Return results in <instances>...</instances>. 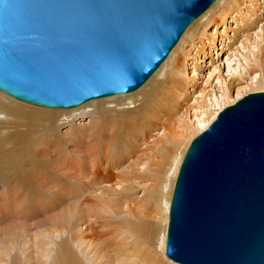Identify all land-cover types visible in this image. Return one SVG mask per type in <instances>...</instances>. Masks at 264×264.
<instances>
[{"label":"water","instance_id":"95a60500","mask_svg":"<svg viewBox=\"0 0 264 264\" xmlns=\"http://www.w3.org/2000/svg\"><path fill=\"white\" fill-rule=\"evenodd\" d=\"M215 0H0V91L69 108L138 88ZM176 264H264V91L188 143L167 211Z\"/></svg>","mask_w":264,"mask_h":264},{"label":"bare ground","instance_id":"6f19581e","mask_svg":"<svg viewBox=\"0 0 264 264\" xmlns=\"http://www.w3.org/2000/svg\"><path fill=\"white\" fill-rule=\"evenodd\" d=\"M219 1L220 0H215L213 2L215 3L214 5H216ZM247 1L241 0V2L245 3L243 7L239 6L240 0H235L234 2H230L226 7L224 6L225 8L221 12H219L216 16L217 18L214 19V25L217 26L221 23L224 24L226 20L225 16L233 10L232 14H234L233 20L235 26L231 28L232 34H236L237 31L240 30V26H243L244 24L246 26L242 29V31H246L250 25L258 22V16H260V13L258 14V10L263 8L262 12H264V1L261 2L262 4L258 3L257 10H254L255 7L251 0H249L248 2ZM209 7L206 9L205 12L203 11L198 17H196L197 19L195 18L193 23L196 24L208 13H210L213 6L210 8ZM212 18L213 17H211V15H208L205 25L207 22L212 21L210 20ZM193 23L191 25L188 24L189 26L187 25L188 27L184 29L183 33L176 41V43L178 41L179 42L177 44L174 43L173 47L175 46V44L176 46L174 48L172 47L173 49L171 48V52L169 51L166 55V57L168 56V58L165 57L166 60L164 58V60L159 64V66L154 70V72L144 81H152V79L157 75V73L161 72L162 70H165L166 72V66H169L168 68L170 70L168 71V74L167 72L166 74H164L166 75V79L164 81H161L162 85L167 82L165 88L160 87V84H155L156 86L152 89H149L150 91L147 92L146 96H143L140 103H137L138 99H136L135 95H138L140 93V89L138 88L142 86L144 82L138 88H136L138 90L135 89L136 91L133 90L128 93H119L105 97L89 99L87 100V102L85 101L77 106L69 108H56L33 105L15 99L7 95L3 91H0V186H2V190L0 191V212H4L0 219L7 218L8 216H10L12 219V223L14 225H17V222L19 221V215L22 211H35L34 208L38 207V209L42 211V214H45V210L56 209L60 205L64 204L62 196H64L65 194L63 190L65 189V186L68 187V191H65L67 192V195H69L70 197L77 195V197L74 198V200H77L75 201V203L71 202L73 199H68V201L66 202V204H70L71 202L72 205L70 206V208L76 210H70L68 212H64L63 214H54L53 217L45 220L48 222V228L45 232L41 233L40 238L32 239V241L35 242L34 245L37 247L35 258L38 264H82L79 263L78 257L75 258L74 252L72 254L73 256L70 254L72 257L68 255V253H70V251L68 250H71L72 253L73 249L71 246L73 245V243H77L78 239L82 238L79 236L83 233V231H93L97 233L93 230V228H97L96 226L99 223V219H111L116 217L117 215L114 211L115 207L122 208L123 206H125V211H122L121 213H125L129 216L134 217L135 221L137 219H140L141 215H143V219L148 216L145 211L143 212V214L141 210L135 212L130 206L131 203H138L136 198L130 199L129 201H126L125 198H123V200L120 198L121 200H119V197L117 198V196H119L120 191H117L115 189L114 191L116 192V196H110V192L113 191V187L116 185V183L119 182H114V185V180L111 177L115 175H112V172L110 171V167H112L110 166V157L114 152L112 150V146L115 138L118 135L123 134V136L121 137L123 138L122 148L125 153H122L125 154L124 156L126 157L130 156V151L133 145L138 141H142V137H144L146 133H151V135L148 136L150 137L158 132H155V130H161V132H165L166 124H170V119L168 122L169 117L172 118L171 120L173 124V117L175 116L174 110L177 109V105H179V99L181 95H185V93L188 94V89L186 85L188 81L191 82V80L188 79H191L192 77H194V75H196V70L198 69V65L196 63L198 62V60H201L198 55L204 54L205 43L201 39H198V46L196 47L195 53L191 57L193 58L194 65L191 69V76H189L190 78L186 75V69L184 64V57L186 51L182 52V56L180 57L175 58L172 56L174 51H176V49L180 47L179 44L183 42L184 37L188 35L189 32L193 29L190 27L193 25ZM225 25L227 26V23H225ZM261 31L263 30L261 29ZM190 34L192 35L194 33ZM226 35L227 31L225 27L221 37L224 38L225 36L227 38L228 36ZM206 39L205 42L207 43L208 48L211 49L214 45V40L209 35L206 36ZM245 43L246 42L243 41L240 43V47L242 49L244 47H247V45H244ZM247 59H249V56ZM247 61L252 62L256 66L258 65L257 59H254L252 61L249 59ZM218 70L219 67L214 66L212 73H219ZM212 73H210L209 76H211ZM194 81L195 79H193V82H191V91H193V89L195 88L194 86H196V83H194ZM250 81L254 82V87L264 85V73L256 72L255 74H253V76L250 77ZM203 91L198 92V94L193 99V102L198 104V108H195L197 114H194V119L192 121L188 120V122L185 123L187 127H182V130H186V133L181 135L177 132L172 133L170 136H168V139L170 141L166 144H163L158 151L159 155H163L164 153H167L169 149L171 150V148L169 147L176 141H179V139L180 141L181 139L185 141L184 142L182 140L184 142V147L182 145V151H178L175 154L169 156L168 153L163 155V157H166V155L168 156V165L164 173V179L161 181L160 185L156 184L158 185L159 192L161 191V193L158 192V195L160 194L158 197V202L160 205L159 211H161V220L158 219V221L161 223L163 222V227L161 228V230L157 231V226L154 224L155 226L150 225L149 230H146L149 236L148 240H150V242H148V245L153 246V241L155 240V248H158L160 250L159 255H161L170 264L176 263L172 262L164 255L167 211L172 190L171 188L170 192L168 193V188L171 184L173 185L179 162L192 137H194L196 134L205 129L206 126L214 119L217 112L223 108V105H219L216 102L217 100H219L220 97H222V95L212 96L210 94L209 96L211 97L213 102L210 103V105L208 104L207 106L203 104L202 102L205 101L204 88ZM240 97L241 96L236 95V97L232 101L234 102ZM13 102H16L18 105L13 106ZM91 104L96 106V109H90L89 105ZM105 105L107 106L101 109V107ZM212 105L218 107H216L215 110H211L210 106ZM24 108L36 109L37 111H39V114L41 116L40 118L42 119L44 114L45 118L44 122L42 121L43 125L40 128V125L33 126L29 122L25 123L24 126H27L29 128V130L24 131L26 132L25 135L21 136L16 134L14 136V138L18 139L12 151V155L15 158L11 160L4 159V156L11 152L10 148H6V146L9 145L7 143L8 134H10L9 130L16 122H18L19 118L21 119L26 114ZM109 111L110 114L113 113L110 119H108L106 115ZM40 112H42L43 114ZM84 112L88 113L90 116L93 117V119H90V121L88 122L89 127L82 126L80 129L75 130L72 126V129L68 134V137L74 139L73 141L76 143V150H74V153L76 152V155L72 154L70 156L71 158H58L57 160H54L52 162V165H54V170L51 173V167L47 162L46 156L51 159L50 153H54L59 148L55 147V145L57 144L55 139L56 128H58L64 123L72 121L75 117L82 115ZM136 122H138V125H136ZM39 129L40 131H42L41 133L47 132L46 137L48 138V140L45 139V147H47V149L39 148L41 145L44 144L43 140L41 141V138L37 136L41 135ZM131 132L133 133V135H131ZM84 133L87 134L88 141L86 144H84V150H82L83 143L81 144V140H84L86 138V135L84 136ZM25 138L26 141L20 142L18 144L20 140ZM97 138H101V141L100 139L97 140ZM145 139V141L147 142L148 138L146 137ZM80 144L81 148H79ZM53 147H55L56 149L54 151H50V149ZM43 149H45V151ZM61 151L59 150V152ZM65 153L66 152H64V154ZM64 156L66 157V155ZM117 156L121 155L118 154ZM113 159L115 161V157H113ZM114 161L111 162L115 164L116 161ZM32 170L34 172H31ZM139 171L135 173L134 178L132 177L135 182L127 183L125 182V180L120 179L121 181L119 184H124V187H121L122 190L132 189L140 185V182L136 181L135 179L137 178L138 180V178L140 179L143 176ZM137 174H139L140 176L136 177ZM110 177L113 180L112 182H110ZM157 177L159 176L157 175ZM156 180L158 181V178H156ZM170 180H172L173 182L171 183ZM111 183H113V186L110 187ZM152 188L154 189V186ZM152 192H154V190ZM155 194H157V192H154V197H151L155 198ZM149 199L150 198H148V200ZM159 211L156 212V214L159 213ZM82 218L84 220L83 223H86L84 227H80L78 223ZM131 220L129 221L128 219L126 221L125 218V224L129 221L128 225H131L133 221ZM115 221H117V218ZM135 221L133 223H136V225H139L141 223H137ZM113 222L112 224H114ZM104 224L106 225L107 221ZM121 224L123 225V223ZM100 225L101 221L98 226ZM141 225L142 224H140L139 228L141 227ZM105 227H109L111 229V226H109L108 224ZM126 227L128 228L129 231H127L130 233V235L133 234L132 227L131 229L128 226ZM16 228L17 227H15V229ZM6 229L7 232L5 234L8 235V237H5L2 241L0 264H30L28 258L23 255L22 252L16 253L13 251L15 247L16 237L10 226ZM119 229H121V227H119ZM123 229H121V231H126ZM107 232H109L107 231V229L105 233L102 230L100 231L102 236L109 235L107 234ZM64 234H66V238H62ZM136 234L138 235V233ZM101 235L98 236L102 237ZM143 236H145L144 233ZM119 245L120 244H118V246ZM124 246L122 245L121 250H125L123 249ZM68 247L71 249H68ZM149 250L153 251L151 250V248ZM118 261L119 264H124L121 259H119Z\"/></svg>","mask_w":264,"mask_h":264},{"label":"rangeland","instance_id":"374dc122","mask_svg":"<svg viewBox=\"0 0 264 264\" xmlns=\"http://www.w3.org/2000/svg\"><path fill=\"white\" fill-rule=\"evenodd\" d=\"M234 1L235 0H220L219 1L220 3L218 2L219 4L217 3L216 5H214L215 3H213L210 6V7L213 6L210 13H208L205 17H203L196 24L193 23L195 20L194 19L189 24V25H191L193 23V25L190 26L193 29L189 32L188 35H186L184 37L183 42L179 44L180 47L177 48L176 51H174V53L172 54V56L176 58V57L182 56V52L186 51L185 57H184V60H185L184 64H185V69H186V75L189 77V76H191V69L194 65L193 58H191V57L195 53L196 47L198 46L197 45L198 39H201L205 43L204 54L198 55L201 60H198V62L196 63L198 65V69L196 70V75H194V77H192L191 79H188V80H191V82H193V79H195L194 83H196V86H194L195 88L193 89V91H191L192 90L191 82L187 80L188 83L186 86L188 89V91H187L188 94L185 93V95L184 94L181 95V97L179 99L180 100L179 105H177V109H175L176 111L174 110L175 116L173 117V124L175 126L172 124V120H171L172 118L169 117L168 122L170 119V124L167 123L165 126V129H166L165 132L166 133L161 132V130H155V132H157V131L158 132L155 133V135L150 136V137H148V136L151 135V133L150 134H149V132L146 133V135L144 137L148 138L147 142L145 141L146 139L144 137H142L145 142L142 140V141H138L137 143H135L133 145L131 151H130V156H127V157L124 156L125 154L122 153V152H124L123 148H122L123 138H121L123 136V134L118 135L114 140V143L112 146V150L114 152L111 155L110 159H111V161H114L113 157H115L116 162L114 161L115 162V164H114L110 161V163H111L110 166H112V167H110V169H111L110 171L112 172V175L115 174L116 176L115 175L111 176L114 181L110 177V180H111L110 182H112V181H113V183L118 182V181L119 182L116 183V185L114 183L115 186L113 187V191L110 192V196H112V197L116 196V192L114 191V189H115L117 191H120L119 196H117V198L119 197L118 198L119 200H121V199L123 200V198H125L126 201H129L130 199L136 198L138 203H136V204L131 203L130 206L133 208V210L135 212H137L138 210H141L142 214H143V212L145 211L148 216L143 219V215H141V218L137 219L135 221L134 217L129 216L125 213H121L122 211L123 212L125 211V206H123L122 208L121 207H115L114 211L116 212L117 216L114 218H111L112 220L114 219L113 220L114 222L111 219H105V218L102 219L101 218L102 220L99 219V221H98L99 223L96 226L97 228H93L94 231H96L97 233L99 232L98 235H101V233H100L101 230L105 233V231L107 229V231H109V232H107V234H109V235H106V236L101 235L102 237H99L97 235V233H95L93 231H90V232L83 231V233L79 236L82 238L78 239L77 243L75 242L76 244L73 243V245L71 246L73 249L72 253H71V250H68V251H70V253H68V255H70V254L72 255L73 252L75 253L74 256H75V258L78 257L79 263H82V264H119L118 260L121 259L124 264H170L161 255H159L160 250L158 248H155L156 247L155 246V240L153 241L154 242L153 246L148 245L149 244L148 242H150V240H148L149 236L147 234V231L149 230L150 225H152V226L156 225L157 231L161 230V228L163 227V224H162L163 222L161 223L158 221V219L161 220V211H159L160 205L158 202V200H159L158 197L160 195V194L158 195V192H159L158 185H160L161 181L164 179V173L166 171V168L168 165V160H169L168 156L173 155L178 151L179 152L182 151L183 150L182 145L184 147L185 141L183 139H181V141H180V139H179V141H176L175 143H173L169 147V148H171V150L169 149L167 151L168 156L167 155H166V157L164 156L165 158L163 157V155H165L167 153H164L163 155H161V154L159 155L158 154L159 148L163 144H166L170 141L168 139V136H170L172 133L177 132L180 135L186 133V130H182V127H187V125H185V123L188 122V120L192 121L194 119V114L196 113L195 108H198V104L194 103L193 99L198 94V92L203 91V88L205 89V93H204L205 94V97H204L205 101L202 102L203 104H205L207 106L208 104L210 105V103L213 102L211 97L209 96L210 94L212 96L222 95V97H220L219 100H217L216 102L219 105H223V107L229 105L230 102L236 97V95L242 96V95H245L246 93H249V92L264 90V85L254 87V82L250 81V77L253 76V74H255L256 72L257 73H259V72L264 73V12H262L263 8L258 10V14L260 13V16H258V22L250 25L249 28L244 32L242 31V29L246 26L245 24L243 26H240V30H238L236 34H232L231 28L235 26L234 20H233L234 14H232L233 10L230 11L225 16L226 20H225L224 24L221 23L217 26L214 25V19L217 18L216 17L217 14L219 12H221L230 2H234ZM243 1H247V0H243ZM251 1L255 7L254 10H257L258 3L262 4L261 2L264 0H254V1L251 0ZM254 3H256V4H254ZM244 5H245V3L241 2V0H240L239 6L243 7ZM208 15H211V17H213V18L210 19L212 21H209V19H208L209 22H207L205 25V22L207 21ZM225 23H227V26L225 25ZM229 25H230V27H229ZM225 27H226V31H227L226 36H228L227 38L225 36H224V38L221 37ZM261 29L263 31H261ZM190 33H194V34L191 35ZM207 35L211 36L214 40L213 41L214 45L211 49L208 48L207 43L205 42ZM191 37L194 39H192ZM206 41H207V39H206ZM242 41L246 42L244 45H247V47H244L243 49L240 47V43ZM176 44H175V46H176ZM248 56H249V59L251 61L254 59H257L258 65L256 66L252 62L247 61V60H249V59H247ZM166 58H168V56ZM166 58H165V60H166ZM210 60H212V61H210ZM200 61H202V62H200ZM214 66L219 67V70H218L219 73H217V72L212 73ZM168 67L169 66H166L167 74H168V71L170 70ZM166 72H165V70H162L161 72L157 73V75L152 79V81H149V82L146 81L143 83L142 86H140L138 88V89H140V93L138 95H135L136 99H138L137 103H140L143 96L147 95V92L150 91L149 90L150 88L152 89L156 85H159V84H160V87L165 88L167 82L162 85L161 81L162 80L164 81L166 79V75H164V74H166ZM210 73H212L211 76H209ZM138 89H136V90H138ZM136 90H134V91H136ZM141 94H143V95H141ZM14 105H18V104L16 102H13V106ZM106 106L107 105L102 106L101 109L103 107L105 108ZM210 107H211V110H215V108L218 106L212 105ZM89 108L90 109H96V106L91 104V105H89ZM24 110H25L26 114L21 119L19 118L18 122H16L12 126V128L9 130L10 134H8V138H7L8 139L7 143L9 145L6 146V148H10L11 152L9 154H7L6 156H4V159L11 160V159L15 158L12 155L13 154L12 151H13V147H15L18 139L14 138V136L16 134L21 135V136L25 135L26 132H24V131L29 130V128L27 126H24L25 123L29 122L33 126L40 125V128L43 125L42 121L44 122L45 115L42 112H40V113L43 114V119L40 118L41 116L39 114V111H37L36 109L24 108ZM112 114L113 113L110 114V111H109L106 114L107 118L110 119L112 117ZM129 116H132V115H129ZM90 119H93V117L90 116L88 113L84 112L82 115L75 117L72 121L64 123V124L60 125L58 128H56L55 139H56L57 144L55 145V147H59V148H58V150H56L57 152L55 151L56 153L55 152L50 153L51 159L48 158V156H46L47 162L51 167V173L54 170V165H52V162L54 160H57L58 158H61V159L71 158L70 156L72 154L76 155V152L74 153V150H76L75 149L76 143L73 141L74 139L68 137L69 136L68 134H69L70 130L72 129V126L75 130L80 129L82 126L89 127L88 122L90 121ZM136 125H138V122H136ZM168 125H170V126H168ZM185 129H187V128H185ZM39 131H40V129H39ZM41 132L42 131H40V133ZM46 134H47V132L41 133V135H37L39 138H41V141L43 140V143H44L39 148L47 149V147H45L46 146L45 139L48 140V138L46 137ZM85 135H86V138L84 140H81V144L83 143L82 144L83 145L82 150H84V144H86L88 141L87 134L84 133V136ZM131 135H133L132 132H131ZM98 139H100V141H101V138H97V140ZM23 141H26V138L20 140L18 142V144L20 142H23ZM81 144L79 145L80 146L79 148H81ZM180 144H181V147H180ZM55 147L51 148L50 151H54L56 149ZM61 148H63V149H61ZM120 148H121V150H120ZM178 148H179V150H178ZM45 149H43V150L45 151ZM114 149H116L117 151ZM59 150L60 151L62 150V151L59 152ZM63 150H65V151H63ZM169 151L172 153H170ZM64 152H66V153L64 154ZM63 154L66 155V157ZM67 154H68V156H67ZM118 154L121 156H117ZM116 159H118L119 161ZM139 166H140L141 170H140ZM137 171L141 172V174L143 175L140 179L138 178V180H137V178H135L136 181L140 182V185H138L132 189L122 190V188L124 187V184L123 185L119 184L121 181L120 179L125 180V182H127V183L135 182V180L132 179V177L134 178V175H135V173H137ZM31 172H34V171L32 170ZM159 174L161 175V177ZM157 175L159 177H157ZM138 176H140V175L137 174L136 177H138ZM118 178H119V180H118ZM156 178H158V181L156 180ZM170 181H171V183L173 182L172 180H170ZM125 182H123V183H125ZM68 183H71V182H68ZM113 183H111L112 185L110 184V187L113 186ZM156 184H158V185H156ZM153 186H154V189L152 188ZM155 186L157 187L158 190L156 189ZM170 186L168 188V193L170 192V189L172 188L173 185L171 184ZM67 189H68L67 186H65V189H63L64 193L66 194V196L64 194L65 197L62 196V200H63L64 204L60 205L56 209L45 210L46 211L45 214H42V211H40L38 209V207L34 208L35 211H25V212L22 211L19 215V218H18L19 221L17 222V225H14L12 223V219L10 216H8L7 218H1L0 219V253L2 251V241L5 237H8V235L5 234L7 232L6 228L10 226L12 231L15 234V237H16L15 247H14L13 251L16 253L22 252V254L28 258L30 264H38L36 261V258H35L36 257L35 253H36L37 247L34 245L35 242H33L32 239L33 238L39 239L41 236V233L46 231V229L48 228L47 227L48 222L45 220L53 217L54 214H58V213L63 214L64 212H68L70 210L71 211L76 210V209L70 208V206L72 205L71 202L75 203V201H77L76 199L74 200V198L77 197V195L70 197L69 195H67V192H65V191H68ZM1 190H2V186H0V191ZM153 190L155 193L157 192V194H155V198L157 197L156 199L153 198L154 197V195H153L154 192H152ZM159 193H161V191ZM151 196H153V197H151ZM148 198H150V199L148 200ZM168 198H169V194H168ZM68 199L69 200L73 199L70 202V204H66ZM157 210L159 211V213L156 214V212H158ZM9 211H11V210H9ZM3 213H4L3 211L0 212V217H2ZM116 218H117V221H115ZM125 218H126V221L128 219L130 221L133 218L132 219L133 221L131 220L132 221L131 225H128L129 221H128V223L125 224ZM104 219H105V221H104ZM120 219L121 220L124 219V220L121 221ZM100 221H101V225L98 226L100 224ZM106 221H107V224L109 226H111L112 230L109 227H105V226H107V224L106 225L104 224V223H106ZM118 221H119V223H118ZM134 221L137 223L141 222L140 223V224H142L141 227L139 228L140 224L136 225V223H133ZM83 222H84L83 218L78 222L80 227L85 226L86 223H83ZM112 222L114 224H112ZM120 222L123 223V225ZM119 224H121V225H119ZM125 225L130 227V229L132 227L133 234L130 235V233L128 232L129 230ZM133 225H135V226H133ZM15 227H17V228L15 229ZM119 227H121V229H123V227H124L123 230H126V231H124V232L121 231V229H119ZM101 228H103V229H101ZM136 228H139V229H136ZM136 230H139L141 232L136 231ZM136 233H138V235ZM143 233L145 236H143ZM62 238H66V234H64V236ZM118 244H120V245L118 246ZM124 244H125V246H124ZM122 245L124 246L123 249H125V250H121ZM142 245H143V247H142ZM69 247H68V249H71ZM143 248H144V250H143ZM145 248H147V249H145ZM150 248L153 251H150L149 250ZM130 255H132V256H130Z\"/></svg>","mask_w":264,"mask_h":264}]
</instances>
